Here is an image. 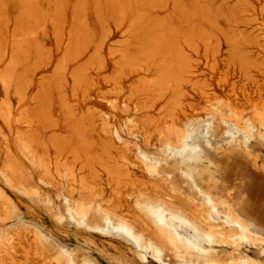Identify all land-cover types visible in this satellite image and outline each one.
<instances>
[{"label":"bare ground","instance_id":"obj_1","mask_svg":"<svg viewBox=\"0 0 264 264\" xmlns=\"http://www.w3.org/2000/svg\"><path fill=\"white\" fill-rule=\"evenodd\" d=\"M184 42L194 47L193 39H184ZM155 49L153 45L146 50L148 60L121 52L118 62L121 70L115 75L124 77L125 69L147 74L153 71L149 80L141 78L133 84L122 111L129 114L132 104L134 115L123 123L122 131L108 123L107 113L93 107L85 119L69 126L68 139L53 138L38 143L18 132L15 142L22 157L39 172L35 186L29 182L33 172H27L11 155L9 146H5L0 180L27 199L44 204L51 212L55 200L45 189H54L65 212L55 214L54 218L60 225L66 222L73 227V236L81 244L71 247L43 225L27 221L0 187V264H21L16 257V243L21 245L20 237L25 234L31 235L32 241L27 242L33 244L35 256L48 264H101L95 253L116 264L150 261L155 264H264V226L252 212L253 206H260L264 201L256 187L247 185L243 175L244 167H248L264 180V166L258 165L248 147L251 142L252 150L259 153L264 150V101L246 107L231 99L205 98L201 109L204 115L187 118L181 124L178 121L184 96L181 89L184 84L193 83L185 77L190 66L181 51L175 56L178 60H149ZM21 56L15 50L9 53L0 44V65L4 64L0 66V76L6 97L0 105V117L6 123L11 115L7 100L10 90L14 88V94L24 102L30 85L27 61L21 60ZM240 61L245 72L254 67L248 65L249 60ZM58 78L52 80L57 85ZM193 86L202 91L205 88L202 84L193 83ZM149 89H154V94L146 97L144 103L134 101ZM114 90L122 93L121 89ZM60 91L61 99H65V93ZM167 94L170 96L161 115L148 114ZM109 103L110 108H118L116 102ZM95 111L102 120L105 138L99 151L91 154L93 142L86 137L83 125ZM28 118L26 114L22 116L24 121ZM230 129L235 135L228 147L222 149L217 142L225 140ZM120 131L129 135L128 139L134 136V141L124 138ZM132 151L133 160L128 157ZM1 152L2 149L0 155ZM208 166L216 170L210 180ZM133 167L143 170L144 176L139 177ZM103 174L107 176L110 195L106 192ZM123 189H129L126 198L132 200V207L123 203ZM65 233L70 236V232ZM105 237L132 247L135 258L130 259L121 252L118 257L110 256L99 244ZM251 248L256 249L257 258L246 251Z\"/></svg>","mask_w":264,"mask_h":264},{"label":"rangeland","instance_id":"obj_2","mask_svg":"<svg viewBox=\"0 0 264 264\" xmlns=\"http://www.w3.org/2000/svg\"><path fill=\"white\" fill-rule=\"evenodd\" d=\"M184 39H193L194 47L188 46ZM0 44L9 53L15 50L22 54L21 60L27 61V80L30 82L24 102L19 101L14 88L10 90L7 98L11 107L8 123L0 117V170L7 145L11 155L19 160L24 169L31 174L33 172L29 179L32 186L36 185L39 172L22 157L15 142L18 132L27 134L38 143L53 138L68 139L71 134L69 126L85 119L93 107L107 113L108 123L121 131L123 123L134 115L133 105L131 112L125 114L123 104L128 101L133 84L141 78L149 80L153 71L147 74L125 69L124 77L115 75L121 70L118 62L123 51L139 60H148L145 52L154 45L157 50L149 60H178L175 57L178 51L187 58L190 72L185 77L196 85H204L206 89L203 91L207 95L194 88L193 83L184 84L181 89L184 95L182 106L178 112L181 124L204 115L201 109L205 106V98L231 99L246 107L264 101V0H0ZM240 60H249L251 64L248 65L254 67L245 72ZM54 77H59L58 85L52 81ZM114 89H121L122 93L117 94ZM59 91L65 93V99H61ZM153 94L154 89L146 90L134 101L144 103L146 97ZM169 96L167 94L157 101L147 113L155 117L161 115ZM5 99L0 76V105ZM110 101L116 102L118 108H110ZM24 114L29 116L26 121L22 120ZM90 114L91 118L84 121L83 129L87 131L86 137L93 142L94 148L90 151L93 154L99 151L105 137L98 112ZM233 131L230 129L225 140L217 142L222 149L228 147L235 135ZM121 135L129 141L135 139L134 136L128 139L129 135L124 131ZM248 147L258 165L264 166V150L263 153L252 150L251 142ZM51 154L54 155L53 151ZM67 156L72 159L69 154ZM128 157L135 159L134 152H128ZM133 169L139 177L144 176L143 170ZM215 171L214 166H208L209 180L212 175L214 177ZM243 175L248 180L247 185L253 189L256 187L257 194L262 195L264 201L261 174L244 167ZM103 177L106 192L110 195L106 174ZM0 187L17 204L27 221L43 225L71 247L81 244L73 236V227L66 222L60 225L54 218L57 213H65L54 189H45V193L55 200L51 212L44 204L35 203L7 187L2 180ZM129 192V189L122 190V201L132 207V200L126 198ZM252 212L259 224L264 226V203L253 206ZM65 232H70V236ZM29 237L30 234H25L20 237L22 244L16 243V257L20 263L48 264L35 256L33 244L27 242L32 241ZM99 244L110 256L118 257L126 253L130 259L135 258L132 247L111 237L101 238ZM246 251L251 257H258L255 248ZM94 255L101 264H116L98 253ZM145 264L155 263L150 261Z\"/></svg>","mask_w":264,"mask_h":264}]
</instances>
